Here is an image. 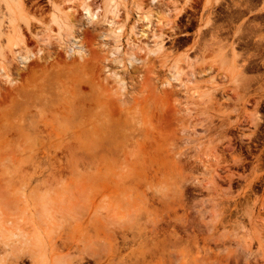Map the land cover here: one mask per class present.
<instances>
[{"label": "rangeland", "instance_id": "374dc122", "mask_svg": "<svg viewBox=\"0 0 264 264\" xmlns=\"http://www.w3.org/2000/svg\"><path fill=\"white\" fill-rule=\"evenodd\" d=\"M137 1L116 43L79 0H21L4 29L31 55L0 37V264H264V0H167L134 39Z\"/></svg>", "mask_w": 264, "mask_h": 264}, {"label": "bare ground", "instance_id": "6f19581e", "mask_svg": "<svg viewBox=\"0 0 264 264\" xmlns=\"http://www.w3.org/2000/svg\"><path fill=\"white\" fill-rule=\"evenodd\" d=\"M119 3L120 0H101L100 8L94 11L91 10V7L88 5L87 0H79V4L77 5H79L81 11L80 18L83 21H86L88 24H98L100 29L98 37L102 41H112L116 43L118 40L117 35L120 27L115 24L114 20L117 9L119 7ZM0 4L3 6L0 14V37H5L6 35L5 38H7L8 41H12V48L10 52L11 54H13L14 59H18L19 62L23 63L31 55V51L29 52V49L23 48V44L17 41L18 36L16 35V30L15 35L17 36V39L13 37V40L11 37H8L9 35H7L6 32H4V29L6 28V31H8L9 29V31H12V33H14L13 29L11 30V28L14 26L13 24L16 21L14 15L18 16V13L22 7L21 0H0ZM168 6L169 3H167V0H138L134 5L135 20L131 28V33L134 36V39L147 38L148 32H151L155 28L166 27L168 24H170V22H172L173 14L170 10L171 8ZM50 22L54 23L57 26V35L63 37L64 40L66 39V42L73 41V45L78 50V52H80V50L82 49V45L78 44L79 40L75 39V27L78 22V18H76V16L69 11L62 14L61 17H59L55 13H52ZM81 30L82 29L79 30L80 34ZM49 37L47 36L45 38L49 40ZM160 48L161 43L156 45V49L147 51V55L148 53H155L156 50ZM16 49H18V51ZM14 50H16L17 52H15ZM0 76H2L6 81H9L11 76V70L8 67L7 63L1 60ZM176 76L177 73H173L170 79L175 80ZM122 82L123 81H121L120 84H122ZM165 83L168 82L165 80L164 84ZM121 88L123 89V87ZM129 97L130 96L125 97L124 99H126L127 101ZM130 99L131 98H129V100ZM35 240L37 242L39 241L37 237Z\"/></svg>", "mask_w": 264, "mask_h": 264}]
</instances>
